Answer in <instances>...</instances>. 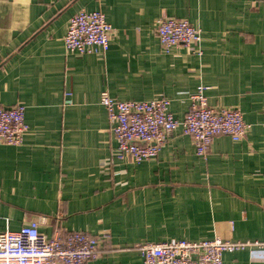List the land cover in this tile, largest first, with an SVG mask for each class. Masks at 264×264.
Returning <instances> with one entry per match:
<instances>
[{
	"label": "crops",
	"instance_id": "crops-1",
	"mask_svg": "<svg viewBox=\"0 0 264 264\" xmlns=\"http://www.w3.org/2000/svg\"><path fill=\"white\" fill-rule=\"evenodd\" d=\"M80 11L111 24L105 55L67 53ZM163 15L201 31V54L162 49ZM199 86L212 108L241 112L245 139L218 136L201 157L179 127L157 157L114 161L103 91L167 98L183 120ZM17 104L29 130L21 146L0 145V233L36 221L47 237L104 238L87 264H143L144 242H264V0H0V106ZM223 262L264 264V251Z\"/></svg>",
	"mask_w": 264,
	"mask_h": 264
},
{
	"label": "built area",
	"instance_id": "built-area-1",
	"mask_svg": "<svg viewBox=\"0 0 264 264\" xmlns=\"http://www.w3.org/2000/svg\"><path fill=\"white\" fill-rule=\"evenodd\" d=\"M113 28L101 11H80L69 22L64 43L67 53L105 55L110 47ZM155 35L164 51L185 47L190 54H201L202 33L187 19L163 15L157 21ZM204 86L190 96V109L183 120L170 112L171 101H120L107 91L101 93V105L108 113L111 131L117 141L114 161L140 164L155 158L168 143L176 129L182 128L196 154L206 157L214 139L227 136L234 141L245 139L250 131L238 109L212 108ZM26 107L17 104L0 106V145L21 146L28 126ZM39 223L29 222L19 231L0 233V264H87L98 259L104 238L89 232L72 231L66 237L55 232L47 237L38 229ZM143 264H224L225 252L264 251V242H231L210 240L191 242L172 240L164 243L144 242L136 245Z\"/></svg>",
	"mask_w": 264,
	"mask_h": 264
}]
</instances>
